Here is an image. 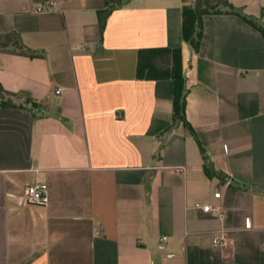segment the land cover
<instances>
[{
    "label": "crops",
    "instance_id": "0c3cea01",
    "mask_svg": "<svg viewBox=\"0 0 264 264\" xmlns=\"http://www.w3.org/2000/svg\"><path fill=\"white\" fill-rule=\"evenodd\" d=\"M47 1L0 0V34L32 54L0 50L21 104L0 108V264H264L261 33L206 14L195 53L181 37L193 0H119L100 42L105 0L34 10ZM229 1L255 20L264 5ZM155 46L188 57V125L172 120L170 80L135 77L137 50ZM34 182L45 205L21 200ZM222 228L229 246H213Z\"/></svg>",
    "mask_w": 264,
    "mask_h": 264
},
{
    "label": "trees",
    "instance_id": "16d2710c",
    "mask_svg": "<svg viewBox=\"0 0 264 264\" xmlns=\"http://www.w3.org/2000/svg\"><path fill=\"white\" fill-rule=\"evenodd\" d=\"M119 0H105L104 7L97 11V22L100 30V42L109 13ZM216 13H234L256 28L264 37V5L261 7L258 20L242 14L229 0H193L191 5L181 11V37L192 52H198L202 43L203 16ZM0 50H15L32 56L23 47L16 34H0ZM135 77L137 79L170 80L172 84V120L180 119L188 125L185 118L186 80L182 71L181 49L179 47L155 46L142 47L136 52ZM16 93L7 91L0 84V108L18 107ZM30 102V99H27ZM35 105V102H33Z\"/></svg>",
    "mask_w": 264,
    "mask_h": 264
},
{
    "label": "built area",
    "instance_id": "2783aa9c",
    "mask_svg": "<svg viewBox=\"0 0 264 264\" xmlns=\"http://www.w3.org/2000/svg\"><path fill=\"white\" fill-rule=\"evenodd\" d=\"M54 4L53 0L47 1L45 3L39 4L37 6L34 7V10L36 12H47L49 11V8ZM184 61V64H182V71L183 74L185 75V79L186 82H191L192 79L190 77V65L187 64L188 62V57H184V59H182V63ZM186 62V63H185ZM61 92V87H57L55 89V93H60ZM180 169H182L181 167L177 168V171H179ZM49 189L48 186L45 182H34L31 183L29 185H27L24 189V193L21 196V200L26 203V204H35V205H45L48 200H49ZM195 207H199L202 208L205 211H211L213 213H215L218 217L223 218L225 215V212L223 210V207L219 204H210V203H200V202H196L194 203ZM245 226H249L250 225V221L249 218L245 219ZM167 237L166 236H161L160 238V242L158 244V248L160 250H164L165 249V241H166ZM211 243L213 246H220V247H228L229 246V239L226 236L223 228L217 230L216 232L213 233L212 238H211Z\"/></svg>",
    "mask_w": 264,
    "mask_h": 264
}]
</instances>
